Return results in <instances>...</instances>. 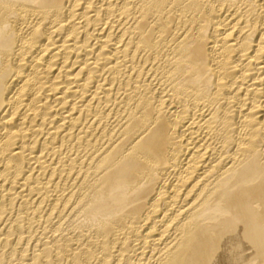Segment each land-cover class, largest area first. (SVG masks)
<instances>
[{
  "label": "bare ground",
  "instance_id": "1",
  "mask_svg": "<svg viewBox=\"0 0 264 264\" xmlns=\"http://www.w3.org/2000/svg\"><path fill=\"white\" fill-rule=\"evenodd\" d=\"M0 264H264V0H0Z\"/></svg>",
  "mask_w": 264,
  "mask_h": 264
}]
</instances>
